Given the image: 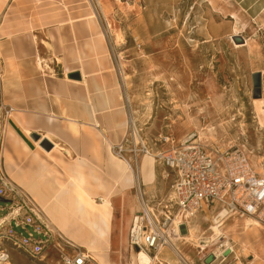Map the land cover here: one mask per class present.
<instances>
[{
    "label": "rangeland",
    "instance_id": "obj_1",
    "mask_svg": "<svg viewBox=\"0 0 264 264\" xmlns=\"http://www.w3.org/2000/svg\"><path fill=\"white\" fill-rule=\"evenodd\" d=\"M16 2L21 4L13 13L34 15L35 23L5 15L3 21L11 31L22 24L31 23L36 30L52 22L37 33L45 40V32L51 40L58 36L63 43H73L76 36L89 41L104 34L107 59L121 83L129 120L144 136L153 140L173 135L178 141L197 132L226 148H245L253 167L264 174V94L255 98L253 83V73L261 71L264 85V0ZM246 41L248 46L242 47ZM160 170L153 186L164 197L174 175L162 179ZM113 203V244L104 251L110 264H159V260L187 264L171 247L160 251L154 263L146 260L149 253L143 257L144 253L130 248V229L141 209L135 188L115 197ZM134 205L137 208L132 211ZM212 218L213 213L207 212L190 220L188 225L196 228L193 241L185 238L188 225L172 236L188 264H236L238 260L264 264V225L248 228L247 217H231L224 222L221 237L215 235L214 241L206 242L214 234ZM222 238L233 247L225 258L214 255L222 251ZM9 251L10 261L0 264H59L54 253L39 260L16 248Z\"/></svg>",
    "mask_w": 264,
    "mask_h": 264
},
{
    "label": "crops",
    "instance_id": "obj_2",
    "mask_svg": "<svg viewBox=\"0 0 264 264\" xmlns=\"http://www.w3.org/2000/svg\"><path fill=\"white\" fill-rule=\"evenodd\" d=\"M14 1L21 0H0V44L5 57L11 60L7 64L2 56L6 74L3 98L13 107L4 132L6 169L41 208L40 203L47 205L42 209L52 224L88 251V238L84 237L87 228L82 230L78 223L61 221L55 200L78 198L85 186L89 188L97 211L103 215V236L95 246L99 252L95 260L98 264H110L104 251L113 244V201L134 188V173L110 150L111 144L121 142L127 134L129 114L122 102L121 83L107 59L104 34L100 32L89 41L76 36L73 43H63L58 36L53 41L46 32V40L37 34L52 22L36 30L31 23L22 24L11 31L3 21L5 15L35 23L34 15L13 13L17 10L14 7L21 4ZM40 49H46L43 55L47 57ZM75 72L80 78L69 77ZM33 134H38L39 139ZM44 139L52 142L51 150L41 145ZM144 158L141 177L145 191L149 196L158 194L153 186L156 179H143ZM154 166L157 178L155 159ZM149 168L146 165V170ZM101 197L110 204L97 202ZM136 208L132 206V211ZM52 217H58L57 224Z\"/></svg>",
    "mask_w": 264,
    "mask_h": 264
},
{
    "label": "built area",
    "instance_id": "obj_3",
    "mask_svg": "<svg viewBox=\"0 0 264 264\" xmlns=\"http://www.w3.org/2000/svg\"><path fill=\"white\" fill-rule=\"evenodd\" d=\"M4 72L0 57V263H8L9 248H16L39 260L54 253L59 264H97L88 250L51 223L29 191L6 169L4 132L13 107L3 98ZM110 150L135 175L134 188L141 204L129 233V246L135 252L138 247V253L146 251L156 260L160 251L171 246L177 228L181 231L207 211H212L218 224L231 217H250L264 225V174L253 167L245 148H226L204 140L197 132L178 141L173 135L151 140L129 120L124 139L111 144ZM147 155L154 157L162 179L174 175L164 197L149 196L145 191L141 159ZM219 242L222 251L214 255L225 258L233 247L224 245L225 238ZM164 263L159 260V264ZM236 264L245 263L238 260Z\"/></svg>",
    "mask_w": 264,
    "mask_h": 264
},
{
    "label": "bare ground",
    "instance_id": "obj_4",
    "mask_svg": "<svg viewBox=\"0 0 264 264\" xmlns=\"http://www.w3.org/2000/svg\"><path fill=\"white\" fill-rule=\"evenodd\" d=\"M236 46L237 47H241V46H238V45H236ZM243 46H247V44L242 45V47ZM0 56H4L7 64L9 63V61H11V60H9L7 58L8 57L7 55L5 57L1 44H0ZM38 60L42 61L40 58ZM5 75L6 74H4V81H5ZM3 85H4V82H3ZM131 118H133V117H131ZM152 157L147 155L144 158L142 174H143V179H144L145 182H147L148 178H149L150 181H152L154 179V177H155L154 161L152 160L153 159ZM121 161H123V160H121ZM124 163L128 167L126 162H124ZM148 164L150 165V168L148 170H146V165H148ZM128 169H129V167H128ZM129 171L133 174L131 169H129ZM132 179H134V183H135V175L134 174L132 175ZM79 184L81 185V182ZM82 185H83V183H82ZM78 196H79L78 198L75 197L73 199H70L68 197L67 198H59V199L57 198L55 201H56V203L59 204L58 211H59V213L62 216L60 218L61 221L65 220L67 223H78V224L81 225V229L82 230H85L87 228L86 231L84 232V237L88 238V243H87L88 244V248H89V251L93 254V256L91 254L90 255L95 258L96 255L99 253L95 246L100 242L101 237L103 236V230H102V227L100 225V220L103 219L102 218L103 215L101 214V212L97 211L96 206L94 205L95 202H94V200L91 199V192H90L89 188L87 189L86 186H85V192L84 193L81 192L80 195H78ZM99 199H100L101 202L104 203V205L105 204H107V205L110 204L109 200L107 198H105V197L104 198L101 197ZM40 204H41L42 208L46 209V206H47L46 204H44V203H40ZM57 218L56 217H52L53 222H55L56 224H57V222H56ZM245 219H247L246 220V224H247L248 228L250 226L256 225V224L257 225H261L258 221L254 220L253 218L247 217ZM211 221H212V226H211L210 230L213 231L214 234L212 236V240H209V241L206 240V242L214 241L216 239L215 235H218V238H219V237H221V235L223 233L222 232V227H223L224 224H218L217 220L214 217L211 219ZM189 223H190V221H189ZM186 231L188 232V234H186L185 238H187L188 240L193 241L194 238H197L196 228H193L191 225H188V228H186ZM224 245H230V242H228V240H227V241H225ZM208 246H209V244H204V245L200 244V245H198V247H202V248H206ZM170 247L180 257L183 256L184 257V261L187 264L191 263L188 259L185 258L184 254L180 251V249L177 246V243L175 241L171 242V246ZM144 252H146V251H141L140 253H144ZM146 253L141 254V256L144 257L145 255H148ZM146 260L150 261V263H154V261H156L154 258L150 257L149 255L146 256Z\"/></svg>",
    "mask_w": 264,
    "mask_h": 264
},
{
    "label": "water",
    "instance_id": "obj_5",
    "mask_svg": "<svg viewBox=\"0 0 264 264\" xmlns=\"http://www.w3.org/2000/svg\"><path fill=\"white\" fill-rule=\"evenodd\" d=\"M238 43H245V40L243 38H236L235 39ZM69 77L74 78H80V74L75 72V73H70ZM253 83H254V97H262L264 94V85L262 82V73L261 71L253 73ZM35 139H39L38 134H33L32 135ZM41 145L46 149V150H51L53 147L52 142H50L48 139H44L41 143ZM2 200V199H1ZM136 250L138 251L139 248L137 247Z\"/></svg>",
    "mask_w": 264,
    "mask_h": 264
}]
</instances>
